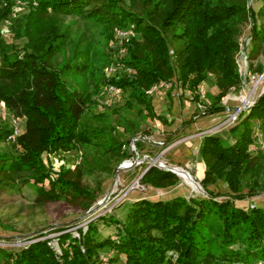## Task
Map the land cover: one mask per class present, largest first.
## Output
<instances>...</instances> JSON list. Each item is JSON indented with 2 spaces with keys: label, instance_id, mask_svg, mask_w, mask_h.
Here are the masks:
<instances>
[{
  "label": "trees",
  "instance_id": "obj_1",
  "mask_svg": "<svg viewBox=\"0 0 264 264\" xmlns=\"http://www.w3.org/2000/svg\"><path fill=\"white\" fill-rule=\"evenodd\" d=\"M23 1L26 7L11 25L15 39L9 41L1 35L2 23L17 0H0V100L21 124L17 139L8 141L12 126L0 116V145H12L0 149V189L30 190L41 204L67 200L91 209L98 197L82 183L84 164L106 169L113 160L134 156L124 132L111 127L114 133L104 138L107 126L99 121H106V112L89 113L99 86L122 88L128 93L125 106L137 107L146 122L161 119L149 92L159 82L177 80L196 101L200 86L213 82V103L202 114L214 113L225 109V95L244 82L237 54L245 23H251L248 57L264 48V0L257 10L249 0ZM39 13L89 19L106 43L118 29L135 34L112 47V56L100 58L103 68H98L81 41L57 31L48 43L37 37ZM112 63L124 65L125 73L107 75L104 67ZM90 66L93 91L79 81ZM125 127L136 135L137 124L126 121ZM231 130L239 135L228 146L215 134L204 136L201 184L207 198H140L125 221L113 219L115 235L103 236L92 220L76 230L61 228L55 237L40 231L16 252L0 247V258L8 264H264V207L240 204L264 191V92ZM135 144L141 149L140 139ZM93 146L100 161L89 157ZM73 150L85 154L84 163L54 167L53 154ZM178 179L152 166L140 181L160 187ZM218 181L228 187V199H217L221 193L211 189Z\"/></svg>",
  "mask_w": 264,
  "mask_h": 264
},
{
  "label": "rangeland",
  "instance_id": "obj_2",
  "mask_svg": "<svg viewBox=\"0 0 264 264\" xmlns=\"http://www.w3.org/2000/svg\"><path fill=\"white\" fill-rule=\"evenodd\" d=\"M249 3L257 10L263 0H249ZM54 31L69 41H81V46L87 47L89 56L98 68H103L99 59L112 56L114 52L112 47L115 48L117 43L122 41L119 29L115 37L106 43L99 27L89 19L58 13H39L35 29L37 37L48 43ZM10 34L1 33L7 40L14 41V33ZM250 36L251 23L247 22L242 26L239 38L240 51L237 54V63L244 82L241 87L225 95L221 104L225 109L227 108L226 110L202 114L213 103L216 94L213 82L200 86L201 95L196 101L187 88L174 80L169 89H162L154 94V105L161 119L149 118L144 122L141 120L142 113L137 107L129 109L125 106L128 93L124 92L120 97L115 98L106 88L107 85L99 86L98 92L94 94L97 103L92 106L89 113L92 116L106 112V121H99L102 126H107L108 134L104 138L114 133L111 127L124 132L125 138L129 140V151L134 156L121 162L113 160L106 169L95 162L84 164L82 183L95 190L98 197L89 210H85L79 203L67 200L41 204L37 201L36 194L26 189L14 191L0 189V247L16 252L40 231L47 233L46 237H55L61 233V228L70 227L69 230H76L92 220L99 224L103 236L115 235L118 223L113 219L125 221L133 202L140 198L163 201L177 197L207 198L208 192L201 184L205 175V165L201 157V143L204 136L215 134L226 146L233 143L239 133L233 134L232 127L239 122L241 114L247 113L264 92V48L256 56L248 57L247 52L252 47ZM59 59L62 62L63 57L60 56ZM108 66L104 67L107 75L117 72L123 74L126 71L125 66L122 65L117 72L110 73L107 71ZM93 68L95 69V66ZM91 71L92 66L90 73L79 81L85 82L87 88L93 91L95 79ZM126 121L138 125L136 135L125 127ZM138 139L142 141L141 149L135 144ZM9 146L12 145L7 142L0 145V149ZM96 148L97 146H93V153L89 154V157H93L97 162L101 157L95 153ZM84 156L82 151L73 150L53 154L51 160L56 168L66 163L75 169L77 165L84 163ZM101 162L107 164L104 160ZM125 162L131 163L124 167ZM161 165L164 167L174 165L189 171L200 184L201 190H195L179 174V179L168 186L154 187L141 183L142 176L152 166L164 168ZM210 187L214 192L221 193L217 199L229 198L226 195L229 189L222 181ZM237 203L239 202L236 201ZM240 204L264 207V191L241 201ZM0 264H8V262L0 258Z\"/></svg>",
  "mask_w": 264,
  "mask_h": 264
},
{
  "label": "built area",
  "instance_id": "obj_3",
  "mask_svg": "<svg viewBox=\"0 0 264 264\" xmlns=\"http://www.w3.org/2000/svg\"><path fill=\"white\" fill-rule=\"evenodd\" d=\"M36 4V2H35ZM26 7V3L23 0H17V6L10 17L6 18L4 22L2 23V32L3 34H9L11 30V25L13 22V19L16 18L20 11L24 10ZM135 33L133 29L129 30H120L119 35L122 39H125L124 41H129L130 37L133 36ZM117 67L115 64H110L107 67V71L110 73L116 72ZM172 86V82L167 81H161L158 84L154 85L150 89V93L156 94L162 89H169ZM108 91L111 93V95L115 97H120L123 94V90L120 87H116L114 85H107L106 87ZM0 116L8 119V121L11 123L12 126V133L8 138V141H15L20 134L21 131V124H20V118L15 116L14 114L10 113L8 110V107L4 101L0 100ZM105 260H108V257L105 258Z\"/></svg>",
  "mask_w": 264,
  "mask_h": 264
},
{
  "label": "bare ground",
  "instance_id": "obj_4",
  "mask_svg": "<svg viewBox=\"0 0 264 264\" xmlns=\"http://www.w3.org/2000/svg\"><path fill=\"white\" fill-rule=\"evenodd\" d=\"M131 162H125V166L129 165ZM169 167L173 168L177 174L180 175L188 184H190L195 190H201L200 184L195 180V178L188 173L187 170L184 168L176 167L174 165H168Z\"/></svg>",
  "mask_w": 264,
  "mask_h": 264
},
{
  "label": "water",
  "instance_id": "obj_5",
  "mask_svg": "<svg viewBox=\"0 0 264 264\" xmlns=\"http://www.w3.org/2000/svg\"><path fill=\"white\" fill-rule=\"evenodd\" d=\"M162 166V165H161ZM124 167H125V165H124ZM162 167H164V166H162ZM165 169H167V170H170V171H172V172H174V173H176L177 174V172L173 169V168H171V167H169V166H166V167H164ZM188 173H190L189 171H187ZM178 175V174H177Z\"/></svg>",
  "mask_w": 264,
  "mask_h": 264
},
{
  "label": "crops",
  "instance_id": "obj_6",
  "mask_svg": "<svg viewBox=\"0 0 264 264\" xmlns=\"http://www.w3.org/2000/svg\"><path fill=\"white\" fill-rule=\"evenodd\" d=\"M201 145H202V143H201Z\"/></svg>",
  "mask_w": 264,
  "mask_h": 264
}]
</instances>
